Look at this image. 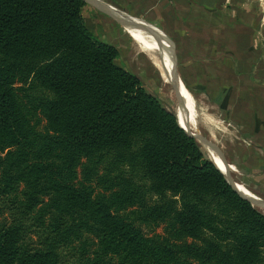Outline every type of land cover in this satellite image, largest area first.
<instances>
[{
  "label": "trees",
  "instance_id": "obj_1",
  "mask_svg": "<svg viewBox=\"0 0 264 264\" xmlns=\"http://www.w3.org/2000/svg\"><path fill=\"white\" fill-rule=\"evenodd\" d=\"M84 6L0 0V264H264L261 208L117 65ZM190 95L191 127L200 110L222 130ZM238 155L264 172L255 149Z\"/></svg>",
  "mask_w": 264,
  "mask_h": 264
},
{
  "label": "crops",
  "instance_id": "obj_2",
  "mask_svg": "<svg viewBox=\"0 0 264 264\" xmlns=\"http://www.w3.org/2000/svg\"><path fill=\"white\" fill-rule=\"evenodd\" d=\"M101 1L154 28L171 50L186 89L195 82L222 118L215 117L223 127L214 131L226 135L229 124L235 136L254 143L264 157V0ZM140 46L139 53L148 56ZM147 61L154 64L149 56ZM213 144L223 147L219 139ZM224 167L231 175L237 172L234 165ZM258 170L252 169L253 174ZM258 172L255 177L264 186V172Z\"/></svg>",
  "mask_w": 264,
  "mask_h": 264
},
{
  "label": "rangeland",
  "instance_id": "obj_3",
  "mask_svg": "<svg viewBox=\"0 0 264 264\" xmlns=\"http://www.w3.org/2000/svg\"><path fill=\"white\" fill-rule=\"evenodd\" d=\"M82 18L84 24L86 25V27L92 33L93 36L99 38L101 41L110 43L116 46L117 48H119L120 57L116 60L117 65L133 72L139 78L144 89L149 94L157 97L161 101L165 109L174 113L177 107H176L175 98L170 97L171 85L167 84L165 79L160 78L161 76L159 75L157 70L147 61L148 57L146 56V54L142 55L140 53H134L133 43L136 41V39L132 41L133 39L132 36L125 31L124 27H122L120 24L114 22L107 16L99 13L98 11L94 10L89 6L83 7ZM161 79H163L165 84L162 83ZM189 85L192 88V90L190 91L188 90V91L195 97V100L198 104V108H199V98H201V96H203L202 98L204 99L205 102L210 104L209 99L204 94L199 93V87L196 85L195 82L190 81ZM202 114L203 112H200L199 110V119L193 126V131L202 134L210 139V132L212 131L213 126H209L210 123L208 125L207 122L206 123L203 122L204 117ZM209 115H211L214 118L215 117L220 118V116H217V110L214 113L210 112ZM214 135L216 136V139L222 140L224 147L223 154L227 161H228L227 157L229 156V154L233 155L234 160L239 161L240 159L238 154L241 153L242 150L255 149V146L253 145L247 146L246 144L238 140L230 142L229 138L220 132L214 131ZM252 160H253L252 158L248 159L244 164L246 166H249L250 163H252ZM236 168H237V172L233 174V178L236 181H239L240 183L242 182L246 188L252 191V193L254 194L258 193V195L262 199H264V186L263 185L261 186L258 183L260 177H255V175L253 174L254 171L252 170L249 173L247 171H244L242 167H239V169L238 167ZM261 180L262 183L264 184V178ZM259 210L264 214V209H259ZM157 232L160 233L161 229H157Z\"/></svg>",
  "mask_w": 264,
  "mask_h": 264
},
{
  "label": "water",
  "instance_id": "obj_4",
  "mask_svg": "<svg viewBox=\"0 0 264 264\" xmlns=\"http://www.w3.org/2000/svg\"><path fill=\"white\" fill-rule=\"evenodd\" d=\"M84 2L87 6L93 8L94 10L98 11L99 13L107 16L114 22L120 24L122 27L128 26L133 28H139L145 32H148L153 38L155 39V42L157 43V48L164 50L162 52L161 60H163L164 57H166L170 64H171V71H172V79H171V87L174 92V98L176 101V107L178 110H180L185 119H189V112L187 110V104L183 97V92H187V89L185 85L183 84L178 70H177V64L175 62V58L171 52V50L168 47L164 46L163 40L154 34L151 30V26L147 24L145 21L141 20L140 18L133 17L131 15H128L127 13L119 10L118 8L111 6L107 3L102 2L101 0H81ZM175 115V113H174ZM176 116V115H175ZM178 121V120H177ZM179 125V123H178ZM229 125V124H228ZM179 127L190 137L194 138L202 147V149L206 152L207 156L209 157L210 161L215 165V167L219 170V172L223 175L226 182L231 186V188L242 198L250 201L252 204L257 206L258 208L264 209V199H262L260 196L250 193L249 195H246L245 193L241 192L237 188V184L234 182L233 177L230 173L227 171L223 172L221 169L217 166V164L213 161V159L209 156V153L215 154L219 160L223 163L225 166H229V162L225 159L224 154L221 152V150L211 142V140L197 132H193L191 129L184 128L179 125Z\"/></svg>",
  "mask_w": 264,
  "mask_h": 264
},
{
  "label": "bare ground",
  "instance_id": "obj_5",
  "mask_svg": "<svg viewBox=\"0 0 264 264\" xmlns=\"http://www.w3.org/2000/svg\"><path fill=\"white\" fill-rule=\"evenodd\" d=\"M125 31L132 36V41L136 39V41L133 43L135 49H134V53H139L140 52V48L138 46H140L141 44H143L144 49L147 51V55L150 57L151 61L156 65L150 63V65H152L157 72L159 73V75L161 76V78L165 79L166 82H168V80L171 82L172 79V71H171V64L169 62V60L164 57L163 60H161V56L162 52L164 50L158 49L157 48V43L153 42L152 40H155L153 38V36H151L148 32H143V30L139 29V28H133V27H128L125 26L124 27ZM152 32H154V34H156L158 36V33L156 32V30L154 28L151 27ZM151 37V38H150ZM152 40H150V39ZM141 47V46H140ZM147 56V57H148ZM174 94V92H173ZM183 97L186 101L187 104V110L189 112V119H185L183 113L179 110V113L177 114L175 111V115L176 118L178 120V123L180 126L184 127V128H189L193 131V128L191 127L190 123L192 120V109H191V99L190 96L188 95V90L187 92H183ZM171 98H173L171 96ZM194 132V131H193ZM209 156L213 159V161L217 164V166L221 169V171L225 172L227 171L223 165V163L219 160V158L213 154V153H209ZM237 184V188L245 193L246 195H249L250 193H252L248 188H246L243 184L234 181Z\"/></svg>",
  "mask_w": 264,
  "mask_h": 264
},
{
  "label": "built area",
  "instance_id": "obj_6",
  "mask_svg": "<svg viewBox=\"0 0 264 264\" xmlns=\"http://www.w3.org/2000/svg\"><path fill=\"white\" fill-rule=\"evenodd\" d=\"M228 126H229V125H228ZM229 127H230V126H229ZM237 139H238L240 142L246 144L247 146H250V145H253V146H254V144L251 143V141H248V140H246V139H244V138H241V137H238V136H237ZM232 177H233V175H232ZM233 180L236 181L234 178H233ZM238 182H239V181H238ZM241 183H242V182H241Z\"/></svg>",
  "mask_w": 264,
  "mask_h": 264
}]
</instances>
